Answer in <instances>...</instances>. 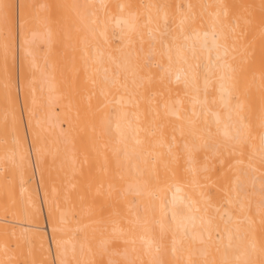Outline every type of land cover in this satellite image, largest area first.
I'll list each match as a JSON object with an SVG mask.
<instances>
[{
	"label": "bare ground",
	"instance_id": "obj_1",
	"mask_svg": "<svg viewBox=\"0 0 264 264\" xmlns=\"http://www.w3.org/2000/svg\"><path fill=\"white\" fill-rule=\"evenodd\" d=\"M0 264H264V0H0Z\"/></svg>",
	"mask_w": 264,
	"mask_h": 264
},
{
	"label": "rangeland",
	"instance_id": "obj_2",
	"mask_svg": "<svg viewBox=\"0 0 264 264\" xmlns=\"http://www.w3.org/2000/svg\"><path fill=\"white\" fill-rule=\"evenodd\" d=\"M54 4H55V1H53L52 5L54 6ZM88 5H90V4H88L87 1H86V7H87ZM52 8H53V7H52ZM53 11H55V9H54ZM55 13H57V12H55ZM52 14H53V13H52ZM53 16H54V15H53ZM75 30H76V33H78V32L80 31V29H78V28H77V29L75 28ZM86 31H87V30H86ZM61 34H64V33L61 32ZM86 41H87V38H86V33H85V43H86ZM56 52H58V51H56ZM17 69H18V67L16 68V75H17V71H18ZM86 70H87V72H89L87 67H86ZM88 74H89V73H88ZM17 92H18L17 94H18V96H19V88H17ZM21 112H23L22 107H21ZM22 115H23V113H22ZM22 119H23V118H22ZM30 138H31V137H30ZM26 140H27V139H26ZM34 156H35V154H34ZM40 201H41V199H40ZM41 206H42V205H41ZM46 229H47V228H46ZM46 233H47V232H46Z\"/></svg>",
	"mask_w": 264,
	"mask_h": 264
}]
</instances>
